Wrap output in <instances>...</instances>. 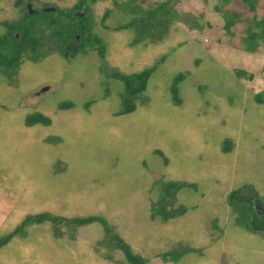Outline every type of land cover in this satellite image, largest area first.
<instances>
[{
    "label": "rangeland",
    "instance_id": "rangeland-1",
    "mask_svg": "<svg viewBox=\"0 0 264 264\" xmlns=\"http://www.w3.org/2000/svg\"><path fill=\"white\" fill-rule=\"evenodd\" d=\"M14 1L0 0V22L15 17ZM76 1L36 0L33 7ZM115 1L127 0L92 5L93 30L106 43L105 59L122 74L155 65L147 100L118 115L122 84L108 81L104 97L95 51L24 59L14 85L0 74V235L30 214H95L146 264H264L263 236L235 225L226 200L249 185L264 202V104L253 100L264 87V46L244 51L243 24L224 32L219 0H178L176 9L194 14L200 30L174 23L161 41L133 44L132 31L114 30L131 18ZM224 10L252 15L241 0ZM185 71L176 105L169 86ZM36 114L49 124L27 125ZM160 179L194 186L176 195L174 205L186 213L166 223L150 219ZM101 238L99 224L80 228L75 239L56 238L49 224L31 225L0 247V264H127L121 251L114 252L120 263L105 260L97 250ZM179 244L196 252L162 261L160 254Z\"/></svg>",
    "mask_w": 264,
    "mask_h": 264
},
{
    "label": "trees",
    "instance_id": "trees-1",
    "mask_svg": "<svg viewBox=\"0 0 264 264\" xmlns=\"http://www.w3.org/2000/svg\"><path fill=\"white\" fill-rule=\"evenodd\" d=\"M36 0H15L13 7L15 17L0 22L3 32L0 34V74L9 85H14L21 63L24 59L30 62H40L46 57L56 54L65 59L85 55L95 51L100 58L99 69L103 75L104 97L110 95L108 81H119L122 84L118 92V115L132 113L138 103L147 100L145 91L148 80L155 65L145 67L139 72L122 74L118 68L110 66L105 59L106 43L94 32V14L92 5L98 0H77L70 7L60 8L51 3H44L36 9ZM233 0H219L215 11L220 13L223 20V30L232 35L234 28L243 24L241 43L245 52L253 53L264 46V13L258 15L259 9H264V0H241L250 16L224 10ZM178 0H162L141 5L127 0L115 1L114 7L131 16L126 23L118 24L114 30H130L133 33V44L148 41H161L174 23L183 24L188 30H200L197 17L189 12H179L176 9ZM110 10L102 16V25L109 17ZM189 72L178 73L172 79L169 92L174 104L181 103L180 85L189 76ZM248 80L253 75L241 72ZM239 75V74H238ZM257 104H264V87L253 95ZM71 106L63 104L60 108ZM27 125H48L49 119L42 114L30 115L26 118ZM194 188L183 182L158 180L153 185L157 191L156 199L150 205V219L166 223L171 219L183 216L186 207L175 206L176 195L183 189ZM227 204L234 216L235 225L253 234H261L264 238V202L249 185L232 190L227 195ZM49 224L56 238L64 236L75 239L82 227L99 224L102 228V238L97 244V250L105 260L120 263L115 260L114 252L121 251L127 264H146V260L131 248L116 233L115 226L109 224L102 215L78 217H62L49 212L30 214L17 225L13 231L0 235V247L13 237L25 236L27 227L31 225ZM215 227V224L212 225ZM196 252L189 245L179 244L177 247L160 254L164 262H177L185 255Z\"/></svg>",
    "mask_w": 264,
    "mask_h": 264
}]
</instances>
